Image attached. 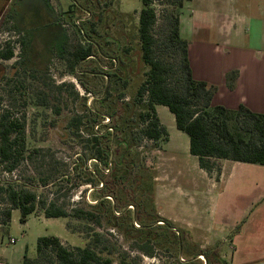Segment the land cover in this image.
<instances>
[{"label": "rangeland", "instance_id": "374dc122", "mask_svg": "<svg viewBox=\"0 0 264 264\" xmlns=\"http://www.w3.org/2000/svg\"><path fill=\"white\" fill-rule=\"evenodd\" d=\"M17 1L0 0V42L10 40L14 50L12 59L0 61V110L6 107L11 118H19L24 125L26 160L10 174L0 171V178L20 181L39 199H53L67 211L76 207L97 214L101 202L99 211H103L97 227L72 218L46 219L39 210L21 224L20 214L14 210L8 225L0 226V249L5 256L16 253L23 257L25 253L36 258L37 239L43 236L58 237L70 249L83 247L88 236L72 233L66 228L69 223L71 228L81 230L85 225L101 233L109 251L125 264H264V222L251 223L254 231H246L247 216L263 206L264 200L252 205L236 224L229 220L220 223L219 217L212 222L204 215V206L209 196L221 191L220 186L211 187L208 173L195 164L188 152V137L176 129L173 115L166 107L158 108L169 135L168 148L161 140L152 142L140 134L142 106L134 100L145 71L136 33L141 0H50L61 24L68 25L64 28L65 49L41 67L33 64V58H21L42 72L35 79L15 63L29 49V41L17 43L23 38L14 29L17 26L10 12ZM154 4L159 23L163 7L157 0ZM67 11L70 19L65 22L63 12ZM87 40L91 59L70 68L66 58L78 46L89 47ZM112 58L119 60L116 73ZM106 72H110L107 79ZM121 93L125 94L122 100L118 99ZM127 104H132V112ZM80 117L76 129L72 120ZM106 118L109 122L102 124ZM90 126H97L100 134L107 128L116 130L113 142L107 138L101 142L112 153L110 173L105 174V168L93 159ZM121 142L131 146L124 149ZM89 177L95 181L84 183ZM248 194L227 193L220 199L230 201V212L236 211L228 214L230 218L237 219ZM113 223L117 227L110 225ZM259 230L263 232L259 234ZM146 246L151 247V256L143 253Z\"/></svg>", "mask_w": 264, "mask_h": 264}, {"label": "trees", "instance_id": "16d2710c", "mask_svg": "<svg viewBox=\"0 0 264 264\" xmlns=\"http://www.w3.org/2000/svg\"><path fill=\"white\" fill-rule=\"evenodd\" d=\"M157 1L163 7L159 23H157L154 0H141V10L137 18L136 33L140 60L145 67L143 81L136 90L134 100L142 106V112L138 114L141 136L152 142L159 140L164 144L168 142V132L159 121L155 111L156 106H163L173 115L176 129L188 137V152L197 159L199 168L205 172H212L216 167L215 160L264 166V112L253 113L242 105L236 110L212 106V98L217 88L193 79L187 57L188 43L180 37L179 11L185 2L190 0ZM10 8L14 20L15 12L13 7ZM68 15L69 20L70 14ZM14 29L20 33L15 26ZM17 43L26 45L25 40L19 39ZM88 45L89 47L85 49L80 47V51L75 48L70 54L71 58H66L70 68H74L86 57L91 56L90 44ZM157 53L168 54L172 58H160ZM13 55L12 42L10 40L0 42V61H8ZM15 63L16 65L21 64L33 79H35L34 75L42 73L31 67L27 61L21 62V58ZM110 64L115 72L118 69L119 60L112 58ZM115 73L113 75L118 77L119 75ZM103 76L107 79L108 76L110 77V72H106ZM105 95H108L107 91H104ZM124 98V93L118 95V99ZM127 105L130 107L132 104ZM132 110L131 106L130 111ZM107 115L111 117V114ZM72 123L76 129H79L81 117L73 119ZM89 131L91 134L88 139H91L89 141L95 148L93 159L110 173L112 171L110 165L113 164V161H110L112 153L109 146H101V142L106 138L109 143L113 142L116 130L113 128L112 132L103 130L99 136L95 135L93 126L89 127ZM23 132L24 125L19 118H11L6 107L0 110L1 172L10 174L20 166L23 160H26L23 156L25 151ZM121 143L124 149L131 146ZM83 170L85 174L88 171L85 166ZM98 171L102 173L101 168ZM92 181L95 180L89 177L84 180V183ZM98 204L97 214L76 207L67 211L53 199H39L34 191L23 187L20 181L11 179L5 181L0 178V226L8 225L14 210L19 212L21 224H25L28 217L39 210L46 219L72 218L86 225L92 222L100 227V214L103 210L99 211V208L103 207V203ZM108 208L106 210L110 211ZM110 218H115L112 213H110ZM110 225L117 227L115 223ZM85 227L84 225V230H79L71 228L69 223L66 224V228L73 231L72 233H84L88 236L83 247L70 249L63 246L58 237H39L36 245V258L30 259L24 253L20 264H125L124 259L115 258V255L109 251L106 237ZM146 240L150 242L151 238L148 237ZM146 247L143 248V253L151 256V247Z\"/></svg>", "mask_w": 264, "mask_h": 264}, {"label": "crops", "instance_id": "0c3cea01", "mask_svg": "<svg viewBox=\"0 0 264 264\" xmlns=\"http://www.w3.org/2000/svg\"><path fill=\"white\" fill-rule=\"evenodd\" d=\"M179 13L180 37L188 43L187 57L193 79L217 88L212 106L236 110L242 105L253 113H263L264 0H190ZM93 73L96 76V72ZM159 107L156 106L155 111L160 121ZM169 145L170 139L165 147ZM214 163L216 167L207 174V180L211 187L220 186L221 191L207 198L204 215L211 217L212 222L219 217L220 223L229 220L236 224L252 205L264 200V166L229 160ZM227 193L250 195L239 209L237 219L228 215L236 213L235 210L230 212V201L220 200ZM263 209L264 205L249 213L246 231H254L250 229L251 223L264 222ZM258 232L261 234L263 230ZM241 235L243 233L235 236L233 242L237 243ZM14 254L5 256L0 249V264H20L23 257Z\"/></svg>", "mask_w": 264, "mask_h": 264}, {"label": "flooded vegetation", "instance_id": "af4514ba", "mask_svg": "<svg viewBox=\"0 0 264 264\" xmlns=\"http://www.w3.org/2000/svg\"><path fill=\"white\" fill-rule=\"evenodd\" d=\"M12 7L20 36L26 43L29 41L28 52L25 57L21 53L19 58H33V64L41 67L48 64L50 58L57 53L64 51V28L68 25L61 24L59 15L51 7L50 0H18ZM63 13L64 21L67 22L69 12ZM86 14L89 15L87 11ZM86 43L89 44L88 40ZM80 47H77V51H80L82 48Z\"/></svg>", "mask_w": 264, "mask_h": 264}, {"label": "built area", "instance_id": "2783aa9c", "mask_svg": "<svg viewBox=\"0 0 264 264\" xmlns=\"http://www.w3.org/2000/svg\"><path fill=\"white\" fill-rule=\"evenodd\" d=\"M108 122H109V119L106 118V119H105L104 121H102L101 123H102V124H107ZM93 131H94L95 135H98V136H99L100 132H99L97 126H95V127L93 128ZM106 131L112 132V129H111V128H107ZM100 135H101V134H100ZM108 171H109V170H107V169L105 168L104 173L107 174ZM10 242H11V243H14V240H10Z\"/></svg>", "mask_w": 264, "mask_h": 264}]
</instances>
